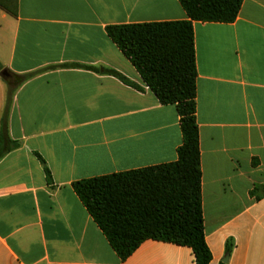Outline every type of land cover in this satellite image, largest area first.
<instances>
[{
    "label": "crops",
    "instance_id": "crops-1",
    "mask_svg": "<svg viewBox=\"0 0 264 264\" xmlns=\"http://www.w3.org/2000/svg\"><path fill=\"white\" fill-rule=\"evenodd\" d=\"M9 1L0 137L4 127L19 147L0 160V264H197L190 248L155 240L123 262L73 188L178 160L177 107L159 102L107 27L188 20L180 1ZM194 33L211 264H264V196H251L264 185V0H244L233 23L194 22ZM71 65L115 70L141 90Z\"/></svg>",
    "mask_w": 264,
    "mask_h": 264
},
{
    "label": "trees",
    "instance_id": "trees-1",
    "mask_svg": "<svg viewBox=\"0 0 264 264\" xmlns=\"http://www.w3.org/2000/svg\"><path fill=\"white\" fill-rule=\"evenodd\" d=\"M179 1L188 20L107 27L108 36L136 68L159 102L177 107L183 133L178 160L83 179L73 184L76 194L123 262L148 240L188 247L193 251L197 264L212 262V253L206 242L201 196L194 22L233 23L244 0ZM11 4L9 0H0L1 7L15 14L16 7L12 9ZM71 66L104 70L141 90L140 86L115 70ZM27 79L28 76L17 78L15 86ZM14 90L11 85V95ZM18 147L19 144L6 135L3 127L0 160ZM36 156L44 165L48 183L52 184V175L45 160L39 154ZM251 196L256 199L264 196V185L255 186ZM226 251L230 253L229 245Z\"/></svg>",
    "mask_w": 264,
    "mask_h": 264
},
{
    "label": "water",
    "instance_id": "water-1",
    "mask_svg": "<svg viewBox=\"0 0 264 264\" xmlns=\"http://www.w3.org/2000/svg\"><path fill=\"white\" fill-rule=\"evenodd\" d=\"M1 76H2L3 78H8V77H9V73H8V71H7V70H3V71L1 72Z\"/></svg>",
    "mask_w": 264,
    "mask_h": 264
}]
</instances>
